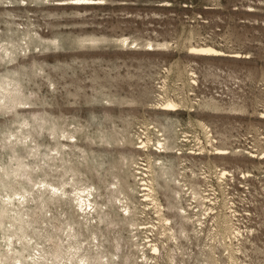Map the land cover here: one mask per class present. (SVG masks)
<instances>
[{"label": "rangeland", "instance_id": "1", "mask_svg": "<svg viewBox=\"0 0 264 264\" xmlns=\"http://www.w3.org/2000/svg\"><path fill=\"white\" fill-rule=\"evenodd\" d=\"M9 1L0 0V33L5 32L9 26L8 20H11L12 23L16 21L20 29H25L29 24L43 35L60 36L62 43L58 47L33 45L26 55H19L18 59L24 58L26 61L22 62L25 65L18 66L23 78L20 86L17 85L21 92L15 94L25 102L18 106L17 117L16 108H0V173L4 172L3 166L10 164L11 160L16 161L15 157L11 159L7 154L19 147L18 144L10 145L11 141L3 144L2 137L9 136L11 132L19 133L23 128L33 144L37 141L41 150L47 149L49 153H56L54 149L58 141H64L65 135L74 134L72 139L77 145L71 148L64 146L71 155L67 162L56 161V166L50 156L46 159L33 158L36 181L42 179L60 184L71 174L65 170L68 167L75 170L77 179H84L88 183L108 170L112 173L109 175L112 179L122 169L123 162H127L123 158L126 153L118 152L123 149V143L118 146L116 143L99 142V137L119 140L124 132L130 131L133 135L137 130L143 131V121H150V116L154 114L152 106L159 100V84L169 70L167 92L176 97L182 94L188 99L180 112L174 113L181 119V130H188L191 134V140H183L184 148L201 149V145L211 148L204 136V129L198 124L199 117L208 121L217 135L222 134L219 135L223 139L220 142L229 148L226 158L202 157L203 160L210 159L211 164L217 159L234 172L235 177L230 178L225 188L219 184L217 175L213 176L217 189L215 193L221 199L216 205L221 209V206L224 207L223 201L230 199L232 202L229 205L234 202L233 208L238 210L239 224L243 228L251 225L255 232L247 241H235L230 246L229 240L226 242L215 237V226L211 225L209 219L199 234L190 231L188 236L178 235L174 239L170 232L162 230L165 233L160 235L161 240L165 245L177 248L176 264L214 262L207 258L198 260L203 248L216 249L222 257L219 260L222 264H233L226 255L231 249L237 255L234 264H264V160L259 156L264 147V0H101L65 7L61 3H69L67 0H13L12 17L5 12ZM57 3L59 7L55 8ZM123 37L130 38L127 44L120 40ZM81 38L89 39L81 42ZM90 38L98 40L92 41ZM150 41L164 43L165 46L155 45L151 49L147 44ZM195 44H212L226 51V54L206 57L189 53L190 45ZM33 52L38 56L34 68L30 61ZM233 52L243 55L235 58L230 55ZM191 67L196 69L198 76V82L194 85L190 83L187 72ZM0 70L5 71L1 65ZM206 101L218 102L219 108L209 109L204 105ZM23 108H33L35 113L21 111ZM107 109L110 115L106 114ZM43 115L48 118L45 122L41 119ZM19 119L28 121L19 127ZM52 125L56 128V134L52 133ZM3 131L7 133L4 135ZM253 143L260 149L259 153L248 152V147L253 149ZM102 148L111 150V155L118 160L112 165L107 163L99 172L96 164L99 169H95L93 162L84 161L82 156L106 151ZM198 159L194 162L190 156L187 162L189 165L194 162V168L202 171V162ZM256 164L261 165L255 167ZM246 170L253 173L251 179L243 176ZM4 183L18 193L23 191L25 180L6 177V181L0 180V192L4 189ZM67 188L71 190L70 186ZM36 189L33 204L39 208V213L34 217L26 216L22 222L25 224L23 232L28 235V240L39 241L49 260L45 264H53L52 261L57 264L52 256L53 240L62 237L66 258L70 242L66 237L70 230L67 225H74L83 243H87L89 232L83 223H78L79 218L83 222L82 215L77 214L69 200L64 197L61 201L49 198L41 205L37 196L40 192ZM212 191H209L210 196H213ZM161 196L165 198L163 193ZM98 199L103 200L101 197ZM187 201L190 202L184 199L185 203ZM2 209L0 206V222L6 218L9 220L7 216H2ZM27 212L31 213V210L27 209ZM108 213L111 220L118 218L113 208H109ZM153 214H144L141 219L146 221V217ZM59 224L64 233L57 228ZM1 226L2 223L0 229ZM104 230L108 241H104L105 249H102L110 255L115 252V241L128 231L122 224L111 225ZM17 239L14 238L15 241ZM27 239L22 237L17 245L26 243ZM121 243L124 244L123 253H130V244H125L123 240ZM16 257L14 251L0 246V264H17ZM25 260L22 258L23 264H28ZM120 262L125 264L124 259ZM162 262L169 264L167 257ZM129 263L132 264L126 262Z\"/></svg>", "mask_w": 264, "mask_h": 264}, {"label": "bare ground", "instance_id": "2", "mask_svg": "<svg viewBox=\"0 0 264 264\" xmlns=\"http://www.w3.org/2000/svg\"><path fill=\"white\" fill-rule=\"evenodd\" d=\"M67 1H69V3H65L66 1L61 3L63 7L67 5L81 6L96 3L101 0H81V2L77 3H73L72 0ZM14 5L15 3L11 0L5 7V12L11 15V17L12 13H14ZM56 6L59 7V3L55 5V8ZM12 22L13 21L8 20V28L5 32L3 31L4 33H0V65L4 67L5 70L4 72L0 70V108L1 106L8 109L16 108L17 117L20 110L18 106L25 102L19 99L15 94L16 92H21L17 85L20 86L23 78L18 66L19 64L25 65L22 62L26 61L24 58L18 59L19 55L23 53L26 55L28 49H32L33 45L58 47L62 42L60 41V36L43 35L39 30L31 27L29 24L25 29H20L16 25V21L14 23ZM13 24L15 25L13 26ZM88 39L89 38H81L80 41L84 42L88 41ZM129 39V37L120 38L124 43L128 42ZM90 40L95 41L98 39L90 38ZM147 44L151 49L155 48V45L156 47L161 45L165 46L164 43L155 44L152 41ZM190 46L189 53L192 54L194 53L206 57L223 56V54H226V51L212 44H195ZM241 54L239 52H233L230 55L236 58L243 55ZM37 60L38 56L33 52L30 56V61L33 65L32 68L36 66ZM187 72L191 84L194 85L195 82H198L196 69L191 67ZM168 74L169 70L159 84V100L152 106L154 107V114L150 116V121H143V127L141 128L143 131L137 130L133 132V135L130 134V131L124 132L119 140L115 138L110 139L106 137V139L105 137H99V140L101 139L99 142L116 143L118 146L123 143V149L118 152L126 153L123 158L126 159L127 162H123V166L120 167L122 169L116 174L114 173L115 175H113L112 179L109 178V175L112 173L108 170L105 174L100 173L96 175L93 181L88 183L84 179H77L75 170L68 167L65 170H67V173L71 174L67 180H64L60 184H53L49 181L47 182V180L42 181V179L41 181H36L33 175L35 167L33 165V158L40 157L41 159L42 157L46 159L50 156L55 166L56 161L64 160L67 162L69 160L68 156L71 155L70 150H66L63 147L71 148L74 145L75 140L72 139L74 134L71 135L70 132L69 136L65 135V139H63L64 141L62 142L57 140L58 145L54 149L56 153L46 152L47 149L46 151L42 149V151L37 141L36 144H33L32 138L29 139V136L24 134V130L26 129L23 128H20V132L18 131L19 133L14 134L10 131L11 134L8 132L10 134H8L9 136L2 135L3 137L1 140L3 144H6L7 141H11L10 145L18 144L19 147L16 146L18 148L17 150L14 149V154H7L9 158L15 157L16 161L12 162L11 160L10 164L8 163V165L3 166L4 172L2 174L0 173L1 182L6 181V177L12 179L18 178L20 181L22 178L25 180V184L22 185V192H14L6 183H4V189L0 192V206L4 208V210H1V214L9 218V220H6V218L0 222L2 223L0 229L2 231L0 246L7 247L10 249V252L11 250L14 251V254L17 255V264H23L22 258H24V260L26 259L25 261L28 264H45L49 261L42 248H40L39 241L32 242V238L28 240V235L23 232L25 224L23 225L22 222L26 220V216L34 217V214L39 213V208L33 204L36 199L34 196L36 187V191L40 192L37 196L41 205L49 198L61 201L64 197L69 200L75 207L77 214L80 215V217L82 215L83 222H81L82 220L79 218L78 223H83L85 229L89 232L87 243H83L80 239V232L75 229L74 225H67L70 230H68L66 237L69 238L70 242L68 244V250L66 249L68 254L66 258L64 256V241L62 237L60 236L53 240L52 245H54V251L52 256L57 260V264H122L120 262L121 259H124L125 264L126 262H131L132 264H161L165 257H167V262L169 264H176L177 248L165 245L160 235L168 231L171 233V238L177 239L178 235L188 236L190 231L199 234L204 230L209 219H211V225L215 226V237L218 236L226 242L229 240L231 242L230 246L235 241L243 243L254 234L255 229H253L251 225L243 228V226L239 224L240 217L238 215V210L233 208L232 205L234 202L229 205L232 201H230V199L224 200V207L221 206V209L216 205L221 199L220 196L215 193L217 189L213 182V176L217 175L216 178L219 184L225 188L228 182H230V178L235 177L234 172L227 165L218 162L217 159H214V163L211 164L210 159L203 160L202 157L209 155V157L212 156L213 158L219 156L226 158L229 148L226 147L224 143L220 142V140L223 139H221L219 135L222 134L217 135V131L212 128L211 124L199 117L197 118L198 124L204 129V136L209 145H211V148H207L205 145H201V149L196 148L188 150L184 148L182 144L183 140H191V134L188 130H181L179 127L181 119L174 113L180 112L183 105L185 106L188 103V99L182 94H178L176 97L167 92ZM12 86L14 87L12 88ZM217 103L216 101H206L204 105L209 107V109L219 108ZM193 109L194 107L191 110ZM23 110L35 113L33 108L32 110L23 108L21 111ZM105 112L107 115H110L109 109L105 110ZM23 115L24 114H22V116ZM41 119L44 120V122L48 120L44 115ZM17 121L20 122L19 127H22L23 123H26L28 120L19 119ZM189 123L193 125L192 121ZM33 124H31V126H33ZM50 128L52 133L56 132L54 125L50 126ZM2 130L4 129H1V131ZM154 132H156L155 135L153 134ZM199 138L200 136L197 134V139ZM199 141H202V139ZM9 148H11V146ZM104 150H106V148ZM48 151L50 150L48 149ZM205 151H209L210 153L205 154ZM235 155H237V153ZM190 156L194 158V162L196 158H199L198 161L202 162V171L194 168V162L192 165L188 164L187 158ZM261 156L260 158L264 160V147ZM82 157L84 161H91L94 165L96 164L100 169L97 168L96 165L95 169H99V172L103 171V166L107 165V163L112 165L118 160V158H114L111 155V150L109 149L104 152L98 151L87 155L85 154ZM200 158H202V160H200ZM40 159L38 161H41ZM51 159L47 160L52 161ZM45 163H47V161ZM259 165L261 164H256L254 166L256 167ZM39 166L41 167V165ZM243 175L251 179L253 173L250 170H246L243 172ZM68 186H70L71 190L67 188ZM28 187L31 188L28 189ZM109 189L110 192H107V194L106 191ZM209 191L213 192V196H210ZM162 193L165 195V198L161 196ZM99 197L103 200H99ZM184 199L190 200V202L187 201L185 203ZM228 206L229 208L227 210L226 207ZM109 208H113L115 212L118 213L117 219H110V213H108ZM218 208L220 210H218ZM27 209H30L31 213H29L30 211L27 212ZM152 212H154V214L149 217L147 216L146 221L141 219L144 214ZM37 218L38 217H35V219ZM7 222H9V224ZM119 224H122L128 232L127 234L124 233L120 239H117L115 244L113 243L115 252L109 255L102 249H105L104 241H108L106 236L107 232H105L104 229L111 227V225L113 227ZM57 228L63 233L65 232V230L61 228V224H59ZM20 232L21 234L19 236ZM15 237H18L16 241L14 240ZM22 237L27 239L25 240L26 243L22 242L17 245V242L19 243ZM122 240L125 244H130V253H123L124 244L121 243ZM238 246L239 245L236 247ZM83 250L85 252H83ZM26 251L28 254L25 255L24 252ZM93 251L96 252L93 253ZM201 251V256L203 255L204 258L202 257L201 259L200 256L198 258L199 261L206 260L207 258L208 260H214V262L211 263L207 261L206 264H222V262L219 261L222 257L217 253L216 249L209 248L207 250L203 248ZM226 255H228V259H230L233 264L237 261V255L233 249ZM52 263L56 264L55 261H52Z\"/></svg>", "mask_w": 264, "mask_h": 264}, {"label": "built area", "instance_id": "3", "mask_svg": "<svg viewBox=\"0 0 264 264\" xmlns=\"http://www.w3.org/2000/svg\"><path fill=\"white\" fill-rule=\"evenodd\" d=\"M253 149L251 148V147H248V152H250V153H256V152H260V149L257 147V145L255 144V143H253ZM261 153H262V150H261ZM261 153L259 154V156H261ZM244 176V175H243ZM244 177H246V176H244ZM246 179H248V177H246ZM230 187L228 186V189H229ZM232 194H234V192L232 193ZM255 236H257V235H255Z\"/></svg>", "mask_w": 264, "mask_h": 264}, {"label": "snow or ice", "instance_id": "4", "mask_svg": "<svg viewBox=\"0 0 264 264\" xmlns=\"http://www.w3.org/2000/svg\"><path fill=\"white\" fill-rule=\"evenodd\" d=\"M73 3L81 2V0H72Z\"/></svg>", "mask_w": 264, "mask_h": 264}]
</instances>
